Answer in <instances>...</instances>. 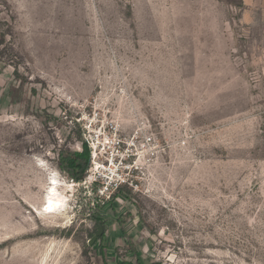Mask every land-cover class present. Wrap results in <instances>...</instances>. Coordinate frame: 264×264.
I'll return each instance as SVG.
<instances>
[{
    "label": "rangeland",
    "instance_id": "obj_1",
    "mask_svg": "<svg viewBox=\"0 0 264 264\" xmlns=\"http://www.w3.org/2000/svg\"><path fill=\"white\" fill-rule=\"evenodd\" d=\"M94 128L154 136L132 184ZM157 263L264 264V0H0V264Z\"/></svg>",
    "mask_w": 264,
    "mask_h": 264
},
{
    "label": "built area",
    "instance_id": "obj_2",
    "mask_svg": "<svg viewBox=\"0 0 264 264\" xmlns=\"http://www.w3.org/2000/svg\"><path fill=\"white\" fill-rule=\"evenodd\" d=\"M91 123V122H90ZM91 127L92 124H90ZM97 131H91L93 135L91 136V148H92V157L93 162L97 165V169H102L100 174V179H103L107 189L115 188L119 186L132 184L133 175L131 172L137 170V167L133 166L135 158L144 157V153L148 154L147 159H150L157 148V143L152 134L146 133L143 135L141 140L138 142L132 141L127 142L124 150L119 148L121 141H115L109 135L106 137V141H99V138L103 135L102 128H94ZM89 143V142H88ZM116 147V148H115ZM107 155V164L101 163L99 160L96 162L98 156L102 157ZM135 159V160H134ZM123 169V170H122ZM95 180H97L95 178Z\"/></svg>",
    "mask_w": 264,
    "mask_h": 264
},
{
    "label": "bare ground",
    "instance_id": "obj_3",
    "mask_svg": "<svg viewBox=\"0 0 264 264\" xmlns=\"http://www.w3.org/2000/svg\"><path fill=\"white\" fill-rule=\"evenodd\" d=\"M63 185L56 178L51 179L41 213L61 215L64 219H69V197L60 190V186Z\"/></svg>",
    "mask_w": 264,
    "mask_h": 264
},
{
    "label": "trees",
    "instance_id": "obj_4",
    "mask_svg": "<svg viewBox=\"0 0 264 264\" xmlns=\"http://www.w3.org/2000/svg\"><path fill=\"white\" fill-rule=\"evenodd\" d=\"M90 159V149L85 145L81 152L62 156V164L75 179H81L85 173ZM158 264V263H157Z\"/></svg>",
    "mask_w": 264,
    "mask_h": 264
},
{
    "label": "water",
    "instance_id": "obj_5",
    "mask_svg": "<svg viewBox=\"0 0 264 264\" xmlns=\"http://www.w3.org/2000/svg\"><path fill=\"white\" fill-rule=\"evenodd\" d=\"M85 178H88V179H93L92 177V174L88 171L85 172ZM100 233V232H99ZM96 237L93 238V240L95 239Z\"/></svg>",
    "mask_w": 264,
    "mask_h": 264
}]
</instances>
